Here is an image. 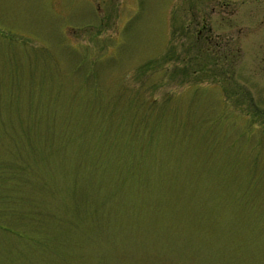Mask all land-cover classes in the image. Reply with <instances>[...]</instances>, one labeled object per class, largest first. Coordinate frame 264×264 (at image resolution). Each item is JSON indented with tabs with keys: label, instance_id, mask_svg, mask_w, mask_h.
Masks as SVG:
<instances>
[{
	"label": "rangeland",
	"instance_id": "1",
	"mask_svg": "<svg viewBox=\"0 0 264 264\" xmlns=\"http://www.w3.org/2000/svg\"><path fill=\"white\" fill-rule=\"evenodd\" d=\"M0 264H264V0H0Z\"/></svg>",
	"mask_w": 264,
	"mask_h": 264
}]
</instances>
